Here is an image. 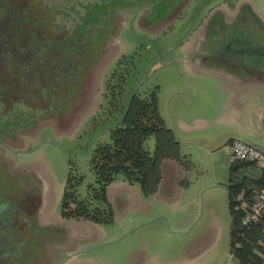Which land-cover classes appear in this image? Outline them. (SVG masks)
Here are the masks:
<instances>
[{
  "label": "rangeland",
  "instance_id": "1",
  "mask_svg": "<svg viewBox=\"0 0 264 264\" xmlns=\"http://www.w3.org/2000/svg\"><path fill=\"white\" fill-rule=\"evenodd\" d=\"M240 1L243 0H229L228 4L236 5L235 3ZM247 1L251 2L256 7V9L252 7L254 13L264 17V7L260 5L258 1ZM214 9V5H209V0L190 1L182 14L176 16L171 22L162 26L158 32L148 38H145L143 35L138 36L135 33H129V29L126 28L127 23L123 25V27H125L123 30L128 32L125 34L124 32L123 34H118V39L122 43L131 45L132 48L130 51L133 50L132 52H134V54L132 60L133 74L131 78L126 81L122 106L127 98L129 90L132 88L135 89L142 80H144V83L141 85L139 91L142 97H145L150 92H155L156 111L157 114L159 113V115H161V118L164 115L167 116L169 108H171L173 102H177V100L180 102V100L183 101L188 99L190 101V107L186 108V110L191 112L202 109L201 107L207 100V96L213 95L215 98L218 97L215 93V88H211L210 85H208V91L205 92L202 87H195L192 82L221 81L203 76L195 77L185 69H181L177 64L170 65L171 61L179 57L178 45L181 42H185L190 32L196 29L200 21L204 19L207 14L212 13ZM0 11H2L1 8ZM230 11L233 10L228 9L229 15L231 14ZM40 18H44L42 13H40ZM213 23L211 24V27H213V29L211 28V33L217 30L220 35L224 33L223 31L228 32V30H231V28H228V30L223 29L216 17L213 19ZM251 26L255 27V24L251 23ZM49 31H51V26L46 30V32ZM261 34L264 35V29L261 30ZM194 35L195 34L192 33V36ZM65 41L64 39H59L58 42L63 43ZM0 42L2 44H8L7 40H1ZM119 46H121L119 42L114 41L111 47L113 49L112 57H106L99 63L100 65L94 71L95 73L92 77L94 82H91L93 90L91 91L89 87L94 103L89 105V108H87V106L85 107L87 103L82 106L79 105L80 98H83L85 95L83 94V97H79V93H81L80 91L83 89L79 86V82H69V78L65 77L69 75H67L68 71H57L54 69L52 70V68L50 70L49 68V74L52 72L50 75V82L37 83L39 86H37L38 89L43 90L42 95L45 98L48 108L52 105L50 102H53L55 104L54 110L59 111L63 109V111L66 112L67 110H71L70 107L73 105V110L77 111L78 109L77 117L64 122L61 126H57L59 122L56 121V115L51 119L48 115L42 116V111L40 110V112L30 115L31 117H39H30V119H34L28 122L31 125H27L28 127L25 128H20L21 125H18L19 133L17 130L16 132L13 130L9 133V129L0 131V264H6V261L11 259V257L14 258V261H19L25 255L23 246L17 243V241H15V246L12 249L8 248L10 247V243H13L15 238H18L16 234L17 231H22L25 238L30 237L28 233H31L34 227H29V225L36 224V218L33 216L32 211L36 210V193L41 191L42 181H44V176L46 177V175H44L46 174L44 173L45 169L46 172H50L57 181L58 179H67L68 177L72 181L77 180L78 183L76 184L75 191L78 196L84 195V189L86 187L94 186V176L90 163L92 151L97 143H104L106 139L105 137H100V139L93 141V138L98 131L105 127V125L111 124L112 121L116 120L120 113L113 115V118L106 122L99 123L95 120V124L90 123L95 116H89V118H84V116L94 109L99 108V104H102V84L106 82L108 78L110 69H107V67L112 63L114 64L113 61L122 54L119 51ZM173 48H175L173 52L161 57ZM12 50L14 51V48H12ZM47 55L54 59L56 57L54 54ZM70 56L75 59L73 53ZM263 60H259L258 62L260 65L262 64L264 66ZM190 65L192 66V64ZM5 66V62L0 63V74L4 71ZM46 68L47 66L44 65V70ZM201 72L220 76V74H217L214 70ZM234 73L235 72H231V74ZM3 77L5 78V75ZM7 77L10 81L15 79L11 74H7ZM67 81L69 83L68 87L64 85ZM12 83L13 82H10V84ZM26 83L28 86L31 85V82ZM63 85L66 89L65 91H63L64 89L60 91ZM25 87L24 90H28V87ZM75 87H77V89ZM209 90L211 92L210 95L208 94ZM59 92L69 94L68 99H64V101L60 102L61 99H59L60 97L58 96L62 94H58ZM73 93L77 98L74 99V102H72L73 100H69L70 98L72 99ZM78 99L79 101L76 103ZM4 113L5 110L2 114L0 113V115ZM38 121L40 122L37 124ZM20 129L22 132H20ZM172 138L176 144L175 151L179 154V142L176 140L174 133H172ZM151 142H153L151 138L146 140V149L151 150V147H149ZM197 145H199L197 142H190L189 145L182 148L184 153L191 155L188 156L185 154V157L191 164V167H189L190 170L196 172V176L199 178V184L201 185V190L198 193L200 206L197 219L195 220V226L191 232L185 236H181L168 235L167 229L165 230L166 234L156 230H144L136 234L132 239L129 234L121 241L112 244L108 248L94 252L95 255H98L100 262L104 264H118L124 251L129 248V244L135 241L147 243L150 251H157L161 254L163 261L165 259L174 260L171 264H239L234 258L230 248V218L227 207V193L224 188L227 180V167L230 165L227 164L225 154H218L219 150L215 151L212 157H204L202 155V150L199 149ZM220 147L221 145L217 146V148ZM224 147L221 148L222 151H224ZM34 149L35 151H33ZM13 152H27V154L31 156L15 155ZM43 159L46 161V165L44 164L45 168L43 164H41L43 163L42 161H44ZM36 160L39 161L40 164H38L35 170H29V167L18 168L19 166L21 167V165L36 162ZM258 189L259 188H254L252 190V193H254L253 199L254 197L257 198L256 192ZM252 202L254 201L252 200ZM26 208H28L29 211ZM245 209L246 208L241 207L242 216L248 211ZM241 218L240 216L239 226L244 230L254 225L262 224L260 231H258V233H252L250 236L251 240L246 242L249 247H251V252L254 256L261 259L260 264H264V220H260L246 229L242 227L240 223ZM195 232L198 233L196 235L197 238L194 237L195 239L192 242L188 240L190 242L186 244L185 251L180 254L181 251L178 247L183 245L186 242V238L188 239L190 234ZM26 242V239L23 240V243ZM13 249L16 250L13 251L16 252L14 254L12 252ZM9 250L11 253H9ZM44 251L45 250L41 248V246H36L35 252L32 254V258L28 260L27 264H44L46 260ZM10 254H12V256Z\"/></svg>",
  "mask_w": 264,
  "mask_h": 264
},
{
  "label": "crops",
  "instance_id": "2",
  "mask_svg": "<svg viewBox=\"0 0 264 264\" xmlns=\"http://www.w3.org/2000/svg\"><path fill=\"white\" fill-rule=\"evenodd\" d=\"M210 16L206 23L211 30V28L213 29L211 27L213 19L216 17L218 22L220 20L218 16L213 17L212 13ZM190 41L194 42L193 44L197 48L198 37L195 36ZM118 42L121 45V55H125L132 48L129 44ZM191 49L193 50L192 45L187 43L178 51L177 59L189 53ZM193 52L195 51L193 50ZM192 84L195 87H202L205 92L208 91V85H210L211 88H215L218 97L207 96V100L200 110L188 112L186 108L190 107V101L187 99L180 100V102L177 100L178 103L173 102L167 116L164 115L161 118L158 113L165 127L171 129L179 142L178 155L182 158V163L171 159L162 160L159 167L158 185L155 192L147 198L142 197L135 185L122 181L109 184L106 188V196L108 202L114 207L111 223L97 225L84 220L62 218L59 200L65 179L57 181L53 175L44 177L41 191L36 193V210L32 211V214L36 218V227L48 230L50 238L55 240L51 245V260L57 259L56 253L58 252L79 250L121 236L117 241L119 242L129 234L132 239L144 230H156L166 234L165 230L167 229L168 235L185 236L189 234L197 219L200 206L198 193L201 190L196 172L189 168L191 164L185 157L187 153L182 151V148L189 145L190 142L199 144L197 147L202 150L204 157H212L218 150L219 155H224L221 148L232 140H240L264 152V82H192ZM91 86L89 87L92 91L93 86ZM90 90L87 89V92L84 93L85 96H81L83 98H80V106L87 103L85 107L89 108V105L94 103ZM208 94H211L210 90ZM77 111L72 110L67 115V121L74 119ZM97 111L98 108L94 109L84 118L94 116ZM258 117L263 120L262 128L258 126ZM57 126H61V124L59 123ZM219 145L221 147L217 148ZM152 146L153 142L149 147L152 149ZM259 172L253 167V169L240 172V176L255 180L258 178ZM146 221L152 222L140 228L136 227ZM197 234V232L190 234V237L186 238V242L178 247L181 251L180 254L185 251L186 244L192 242ZM64 247H66L65 250H63ZM128 247L118 264H171L174 261L172 259L163 261L161 254L157 251H150L145 242L132 241ZM88 260L83 259V261Z\"/></svg>",
  "mask_w": 264,
  "mask_h": 264
},
{
  "label": "trees",
  "instance_id": "3",
  "mask_svg": "<svg viewBox=\"0 0 264 264\" xmlns=\"http://www.w3.org/2000/svg\"><path fill=\"white\" fill-rule=\"evenodd\" d=\"M39 5L34 3V0H0L2 9L0 11V41H8V44L0 42V63L5 62L7 66L4 68V74L3 72L0 74V111L4 112L5 110L4 114L12 111L14 107L17 108L10 102V98H14L13 95L9 94L8 101H5V94L2 91L4 87L14 89L20 82H44V78L47 79L45 75L49 68H53L52 63L59 65L65 61V57H68L62 51L65 46L62 48L56 46L58 48L54 52H58V55L49 51L54 45L53 36L50 31L46 32L48 23L40 18ZM47 54H55L56 57L51 62V58ZM44 65L47 66L45 70ZM7 74H11L15 79L10 81ZM10 82L13 83L10 84ZM18 105L24 107V104L20 102ZM116 111L122 114V119L119 124L108 131L111 144L106 146L97 144L92 151L90 163L95 184L98 187H88L86 196L80 198L75 191L78 181H72L68 177L60 204L62 208L63 205H66V200L72 201L76 210H79L76 214L81 213L94 223H104L111 219L101 195L104 184L125 180L136 184L142 195L147 196L152 194L158 185L159 164L163 159H171L179 163L183 161L175 151L176 144L173 141L172 132L165 127L157 114L155 92H150L142 97L138 91L130 100L127 111L122 113V101L116 103L113 113ZM66 121L67 119L60 120V124L62 125ZM150 138L153 140L151 155L145 148V142ZM247 169H253L252 165L237 163L228 166L227 169L225 190L230 218L229 242L232 254L239 264H260L261 259L254 256L246 241L251 240L252 233L260 231L262 224L244 230L239 226V218L242 217L241 207L246 208L247 211L252 203V190L264 186V173L259 172L260 174L255 180L241 177L240 172ZM26 209L29 211L28 208ZM60 214L62 218L71 217L69 213H63V211ZM31 226L34 228L31 233H28L30 237L25 238L22 231H17L18 238H15L8 248L12 249L17 241L25 250L24 257L19 261H14V258L11 257L6 261V264H27L28 260L32 258L36 246L44 244V236L49 237L48 230L37 228L36 224H30L29 227ZM38 233L40 235H37ZM25 239L27 242L23 243ZM13 251L16 250L13 249ZM9 253H11L10 250ZM10 255L12 256V254Z\"/></svg>",
  "mask_w": 264,
  "mask_h": 264
},
{
  "label": "flooded vegetation",
  "instance_id": "4",
  "mask_svg": "<svg viewBox=\"0 0 264 264\" xmlns=\"http://www.w3.org/2000/svg\"><path fill=\"white\" fill-rule=\"evenodd\" d=\"M42 1H40V3H42ZM166 1V6L168 4L171 5V7L169 8L170 10L168 9V11L166 9V6L161 4L156 7H153L150 4L140 6L142 10H145L143 16L139 20H137L135 24L131 20L127 22L126 26L127 29H129V33H135L137 35L155 34L160 30L162 26L169 23L172 18L174 19L176 17V15L181 10V7L183 6V1L185 0ZM223 1L224 0H217V3ZM257 1L260 5L264 7V0H256V2ZM77 2H79V5L81 6L86 5L84 8H82V10L80 9L83 14V16H80L82 18H79L78 13L74 12L76 6H67L68 8H73V11L71 9L70 10L73 12L75 18L78 17V20H76L77 23H74L72 20L67 21V24L64 23L63 26H60L59 28H57V30L50 31V33L52 34L51 36H53L52 39L54 44L50 51L54 52V50L58 48L56 46H61L60 48H62V46H65L64 48H62V51H64L68 57H65V61L63 60L64 62L59 63V65H56V63H52V69L57 71H68L67 75H69L65 77L69 78V82H79V86L83 89L80 91L81 93H79V97H81L84 96L83 94L85 92H87V88L89 89L91 82H94V79H92V77L94 76V71L100 65L99 63L102 62L106 57H112L113 49L111 47L113 46L112 41L115 39V36H117L118 34H123V32L124 34L128 32L126 30H120V21L118 20L117 14H115L114 12H121L123 14V12L126 11L128 8H132L131 6L133 4L131 3L123 5L122 3H118V7H116L117 9L113 10L116 5H111V3L110 5H108V7H98L97 4H100L99 0H79ZM105 2H107V0H101L102 4H104ZM179 2L180 5H177V3ZM134 4H136V2ZM39 7L41 9V5H39ZM62 8L65 7L62 6ZM155 9L156 13L154 12ZM228 9L233 10L230 11V15L224 12L223 10L225 9L222 8H215V10L212 12L213 17H219L223 29L228 30V28H231V30H228V32L223 31L224 33H221L219 35L217 30H215L214 33H211L212 29L210 30V27L206 23V20L209 21L208 19L211 16H209L205 20L204 24L198 26L200 27L198 32L196 31L198 30V28L190 32V34L195 32L193 38L197 36L199 41L197 44V48H195V44L192 45L195 54L194 56H192L193 54H191V56L195 59V62L191 61L190 64H192V67L194 69H197L198 71L214 70L215 72H217V74H220V76L223 77L225 82H264V66L262 64L260 65L258 62L259 60L261 61L264 59V35L261 34V30L264 29V17L254 13L249 3L247 2H239L237 3V6L233 4H228ZM55 16L58 15L55 14ZM251 23L255 24V27H252ZM59 39H64V41H66L60 43L58 42ZM193 50L191 49V51ZM132 51L133 50L127 51L125 55L120 54L119 57L113 61L114 64L112 63L113 65L111 64L107 67V69L109 68L110 71L106 82L102 84V104H99L98 111L94 115L95 117H93L92 121H90L91 124L96 123L94 120H98L97 122L99 123L106 122L108 120H111L113 118V115L118 114L117 111L113 113L114 107H116L117 102L122 101L124 97L126 81H128L133 74L132 60L134 52ZM54 53L58 55V52ZM72 53L74 54L75 59L70 56ZM187 56H190V54L187 53ZM52 59L53 58L50 59L51 62ZM231 72L235 73L231 74ZM49 75L51 74H49L48 71L47 75H45L47 79L44 78L43 83L50 82ZM37 83L38 82H31V85L28 86L26 85V82H20V84L17 85L14 89L4 87L2 91L5 94V101H8V95L10 94L14 96V98H10V102L15 104L16 107H18V110H21L23 108L22 106L20 107L18 105L20 102L24 104V107L27 106L28 109H32V111L36 113L40 112L41 110L42 116L48 115L50 116L49 118L52 119L56 115V121L59 123L60 120L66 119L67 115L73 110V105L71 104V110H67L66 112L63 111V109L59 111L54 110L55 104L53 102H50L52 105L48 108L46 106L47 104L45 98L42 95L43 90L38 89ZM64 85H67L68 87V81ZM64 85L62 86V89L60 91H62L63 89V91H65L66 87H64ZM25 86L28 87V90H24L26 88ZM75 88L77 89V87ZM133 89L134 88H132L127 95L128 98H126L127 101H125L123 105L122 113L126 111V105L133 92ZM74 93L72 99H69L73 100L72 102H74V99H77L74 96ZM58 94H62L58 96L60 97L59 99H61L60 102L64 101V99H68L69 97V94H66L65 92H59ZM78 101L79 99L76 101V103H78ZM77 116L78 111L77 113L75 112V117ZM121 119L122 114L120 113L119 117L116 120L112 121L111 124L105 125V127L98 131L96 135L104 130H108L114 127L118 124V122H121ZM18 123L21 125V123L23 122H16L15 125L17 126V128ZM108 131L96 138L100 139V137H105L106 139V142L99 143V146H106L111 144L108 136ZM146 151L149 153V155H151L153 151V146L151 150L148 151V149H146ZM117 181H122L127 184L135 185L136 187H138L136 184L129 183L125 180H116L104 184L103 192L101 193V195L105 201L106 211L111 216L110 220H107L104 223H94L88 217H84L81 213L79 215L76 214L77 212H79V210H76L75 204L72 201L69 202L70 200H66V205H63V207L61 208L60 204L62 202V194L65 185L62 189L59 200L60 213L61 211H63V213H69V215H71V217L65 219L84 220L97 225H106L108 223H111V221H113L114 216V207L108 202L106 196V188L109 184ZM97 187L98 185L94 184V186H91L90 188ZM84 190L85 193L83 196H79L80 198L86 196L87 187ZM140 194L142 195L141 192ZM150 195H142V197L147 198ZM65 248L66 247H64L63 250H65ZM61 253H65V251ZM46 261L48 262V259ZM51 262L54 263L55 260H52Z\"/></svg>",
  "mask_w": 264,
  "mask_h": 264
},
{
  "label": "water",
  "instance_id": "5",
  "mask_svg": "<svg viewBox=\"0 0 264 264\" xmlns=\"http://www.w3.org/2000/svg\"><path fill=\"white\" fill-rule=\"evenodd\" d=\"M40 1L42 0H34V3L36 4H40L41 5V13L43 15H45V18H42L44 20V22L48 23V27L51 26V30H57V28H59L60 26H63L64 23L67 24V21H73L74 23H77L76 20H78L77 18H82L80 17L81 15L83 16L81 10L82 8H84L86 5H79V0H43L42 3H40ZM100 1V4H97L98 7H108V5H111L112 4H115L116 6L114 7L113 10H116L118 7V3H122L123 5L125 4H133L131 7L132 8H128L126 11L123 12V14L121 12H114L115 14H117V17H118V20L120 21V30H123L125 27H123L124 24H126L129 20L133 21L134 24L135 22H137V20H139L142 16H143V13L145 10H142V8L140 6L142 5H152L153 7H156L158 5H165L167 4V1L166 0H107V2H105L104 4L101 3V0ZM190 1H193V0H188L187 2H184L183 1V6L181 7V10L179 11V13L177 14L180 15L183 13L185 7L188 5V2ZM136 2V4H134ZM240 2H247L249 3L251 9L253 10V8L256 9V7L251 3V2H248V1H240ZM67 3V5H66ZM228 3H229V0H224L223 2H220V3H217V0H209V5L212 4L215 6V8H222V9H225L223 10L224 12L226 13H229L228 12ZM239 3V2H238ZM237 6V3H235ZM135 5V6H134ZM177 5H180V2L177 3ZM220 5V6H219ZM222 5V6H221ZM65 7V8H62ZM67 6H76V9H74V12H77L78 13V17L75 18L74 17V14H73V8H68ZM257 6V5H256ZM135 7V8H134ZM171 7L170 4H168L166 6V9L168 11V9ZM253 7V8H252ZM72 11H71V10ZM81 9V10H80ZM47 10V11H46ZM170 10V9H169ZM215 10V9H214ZM213 10V11H214ZM166 11V12H167ZM156 13V9L154 11ZM254 12V11H253ZM55 14H57L58 16H55ZM211 14V13H210ZM210 14H207V16L202 19L200 21V23L198 24L201 25V24H204L205 20L210 16ZM64 19V20H63ZM66 21V22H63V21ZM62 21V22H61ZM79 22V21H78ZM80 23V22H79ZM55 28H53V27ZM196 27V29L198 28V30H196L197 32L199 31L200 27ZM47 27V28H48ZM127 28V27H126ZM195 30V29H193ZM192 30V31H193ZM195 34V32H193ZM154 35V34H153ZM153 35H147V34H143V36L145 38H148L149 36H153ZM138 36H141V35H138ZM193 38L192 34H189L187 36V39L185 42H181L179 45H178V50H180V48L186 46V43H189L190 45H193V43L190 41L191 39ZM253 39V37H252ZM251 39V40H252ZM73 40V39H72ZM74 41V40H73ZM116 42V41H119L118 39V36H115V39L112 41V42ZM120 43V42H119ZM113 45V44H112ZM120 45V44H119ZM176 48V47H175ZM173 48L172 50H170L169 52L165 53L164 55H162L161 57L167 55V54H170L171 52L174 51ZM119 49H121V46H119ZM120 51V50H119ZM119 53V52H118ZM190 56H187V54H184L183 57H181L180 59H174L173 61L170 62V65H173V64H177L180 66L181 69H185L188 73L194 75L195 77L196 76H203V77H208V78H211L213 80H219L221 82H225L224 79L221 77V76H214V75H209V74H205V73H202L201 71H198L196 69H194L191 65H190V62H195V59L192 57L194 56L195 52L193 51H190ZM191 54H193L191 56ZM189 57V59H188ZM144 83V80H142V82H140L136 87L135 89L133 90L128 102H127V105H126V111L128 109V106H129V103H130V100L132 99V97L137 93V91L139 90V88L141 87V85ZM61 93V92H60ZM16 106V105H14ZM18 108V107H17ZM17 108L14 107V109H12V111H9L8 113L2 115L0 117V131H5V130H8L9 129V132L12 130H14L16 132V130L18 131L19 133V128H17V126L15 125L16 122L20 121V122H23L21 123V126L20 128H25V127H28L27 125H31L30 123H28L29 121L31 120H34V119H30V115H34V111L28 109L27 106L23 107L21 110H18ZM0 112H3L0 111ZM255 114V113H254ZM256 115V114H255ZM257 116V115H256ZM31 118H39V117H36V116H33ZM258 126L260 128H262V122L263 120L260 119L258 117ZM26 122V123H25ZM40 121L37 122V124L39 123ZM120 122H118L119 124ZM9 125H13V126H8ZM19 125V123L17 124ZM16 130H15V129ZM111 129V128H110ZM108 129V130H110ZM41 130V129H40ZM108 130H104L100 133H98L96 136H94L93 138V141L99 137L100 135L106 133ZM171 131V130H170ZM20 132H22V130L20 129ZM39 132V131H38ZM172 132V131H171ZM1 139V137H0ZM6 148V147H5ZM35 148V147H34ZM256 149V148H255ZM258 150V149H257ZM35 151V149L33 150ZM28 152V151H27ZM27 152L25 153H21V152H13L15 155H24V156H31L30 154H27ZM264 153V152H263ZM42 154V152H41ZM44 160V159H43ZM43 163V167L46 165L45 164V160L42 161ZM38 164H40L39 161L36 160V162H33V163H29V164H26V165H21V167L19 166L18 168H30L29 170L33 169L35 170L36 167L38 166ZM45 164V165H44ZM45 168V167H44ZM44 175H46L47 177H52L51 173L50 172H46V169L44 170ZM45 177V176H44ZM40 181V179H39ZM66 181V179L64 180V182ZM65 184V183H64ZM225 188V187H224ZM226 189V188H225ZM253 200H257L255 197ZM150 222L152 221H146V222H143V223H140L138 225H136L137 228H140L142 226H145L147 224H149ZM121 238V236L117 237L116 239H112V240H108V241H103L101 243H98V244H95V245H91V246H88L86 248H82V249H72L71 251H67L65 253H61V252H58L56 253L57 255V259L55 260L54 263L52 264H104L103 262H100L98 255H95L94 252H97V250L99 249H102L104 247H107V246H110L114 243H116L119 239ZM49 240V241H47ZM55 240H52L50 238V236H44V244L43 246L41 245V248H43L45 251V255H46V260L48 259V262L45 260V264L47 263H50L52 260H51V256H52V247L51 245L53 244ZM51 242V243H50ZM83 259H89L88 261H83ZM76 260V261H75ZM79 260V261H78ZM47 262V263H46ZM51 264V263H50Z\"/></svg>",
  "mask_w": 264,
  "mask_h": 264
},
{
  "label": "built area",
  "instance_id": "6",
  "mask_svg": "<svg viewBox=\"0 0 264 264\" xmlns=\"http://www.w3.org/2000/svg\"><path fill=\"white\" fill-rule=\"evenodd\" d=\"M224 154L228 165L235 163H248L255 169L264 173V153L237 140L232 141L224 147ZM257 201L252 202L248 211L240 220L242 227L248 228L250 225L264 220V186L256 192Z\"/></svg>",
  "mask_w": 264,
  "mask_h": 264
},
{
  "label": "bare ground",
  "instance_id": "7",
  "mask_svg": "<svg viewBox=\"0 0 264 264\" xmlns=\"http://www.w3.org/2000/svg\"><path fill=\"white\" fill-rule=\"evenodd\" d=\"M261 116H262V115H261ZM233 141H234V140H233ZM237 141H238V140H237ZM231 142H232V141H231ZM231 142H230V143H231ZM230 143H229V144H230ZM229 144H228V145H229ZM260 172H261V171H260ZM262 173H263V172H262ZM256 197H257V196H256ZM256 199H257V198H256ZM253 201L255 202V201H257V200H253Z\"/></svg>",
  "mask_w": 264,
  "mask_h": 264
}]
</instances>
